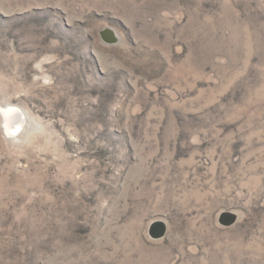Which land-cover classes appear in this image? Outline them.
I'll use <instances>...</instances> for the list:
<instances>
[{"label": "rangeland", "instance_id": "374dc122", "mask_svg": "<svg viewBox=\"0 0 264 264\" xmlns=\"http://www.w3.org/2000/svg\"><path fill=\"white\" fill-rule=\"evenodd\" d=\"M0 264H264V0H0Z\"/></svg>", "mask_w": 264, "mask_h": 264}, {"label": "water", "instance_id": "95a60500", "mask_svg": "<svg viewBox=\"0 0 264 264\" xmlns=\"http://www.w3.org/2000/svg\"><path fill=\"white\" fill-rule=\"evenodd\" d=\"M106 42L114 43L116 41L115 36L111 35L108 38H105ZM237 221V215L231 212H223L220 215L219 223L225 227L232 226ZM167 227L166 224L162 221H155L149 227V236L152 239H160L164 237Z\"/></svg>", "mask_w": 264, "mask_h": 264}, {"label": "bare ground", "instance_id": "6f19581e", "mask_svg": "<svg viewBox=\"0 0 264 264\" xmlns=\"http://www.w3.org/2000/svg\"><path fill=\"white\" fill-rule=\"evenodd\" d=\"M7 107L5 109L1 110V116L4 119L5 132L7 134H10L11 127H12L11 126V124H12L11 121L13 119L15 120V118L17 119L18 117H20L19 124L17 125V130H18L20 128L21 124L23 122H25V117H24V115H23L21 110H19L17 108H14V107H8V108Z\"/></svg>", "mask_w": 264, "mask_h": 264}]
</instances>
